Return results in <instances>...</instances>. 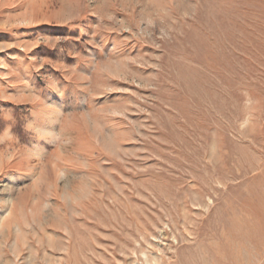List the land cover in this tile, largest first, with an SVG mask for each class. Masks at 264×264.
I'll return each instance as SVG.
<instances>
[{
	"label": "rangeland",
	"instance_id": "374dc122",
	"mask_svg": "<svg viewBox=\"0 0 264 264\" xmlns=\"http://www.w3.org/2000/svg\"><path fill=\"white\" fill-rule=\"evenodd\" d=\"M0 264H264V0H0Z\"/></svg>",
	"mask_w": 264,
	"mask_h": 264
}]
</instances>
